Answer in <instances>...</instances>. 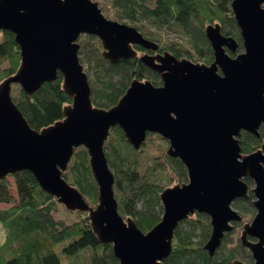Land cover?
<instances>
[{"label": "water", "instance_id": "1", "mask_svg": "<svg viewBox=\"0 0 264 264\" xmlns=\"http://www.w3.org/2000/svg\"><path fill=\"white\" fill-rule=\"evenodd\" d=\"M230 8L243 51L229 56L226 50L235 52L238 44L221 33L219 24H209L204 34L213 62L204 65L166 51L137 56L133 46L157 52L159 45L135 27L107 19L92 0H0V32L13 34L20 56L16 72L0 83V180L30 172L66 211L86 214L118 264H164L176 227L195 213L209 218L211 233L203 249L214 255L230 223L241 220L231 205L247 199L243 178L248 177L255 214L239 240L252 264H264V145L242 155L238 140L241 131L257 136L264 124V0H232ZM81 35L95 36L110 64L138 58L160 76L161 85L133 80L114 106L94 107L78 57ZM58 73L71 103L63 108L62 120L32 129L11 98L12 85L30 96ZM115 126L136 151L148 134L161 136L168 144L166 154L186 170V183L160 193L162 215L146 233L118 211L103 149ZM80 147L97 186L94 206L63 178Z\"/></svg>", "mask_w": 264, "mask_h": 264}, {"label": "trees", "instance_id": "2", "mask_svg": "<svg viewBox=\"0 0 264 264\" xmlns=\"http://www.w3.org/2000/svg\"><path fill=\"white\" fill-rule=\"evenodd\" d=\"M113 7L115 18L130 20L134 27L147 39L159 42V49L169 50L176 58L186 56L195 62L208 63L213 51L204 29L217 23L221 33L233 38L237 49L241 48L239 30L231 13L232 0H92ZM108 19V18H107ZM144 22L159 29L179 35V48L163 44L160 37H147ZM78 57L84 63L91 89L92 105L109 109L123 96L133 80H149L154 86L161 85L160 77L144 66L138 58L121 59L110 64L103 59L102 47L95 36L81 35ZM141 50V49H139ZM8 62V67H3ZM18 45L13 34L0 32V82L14 74L19 66ZM83 66V65H82ZM17 85H12L11 98L32 129L37 131L63 119V108L71 98L62 90V76L44 83L32 95L21 89L14 95ZM154 135H156L154 138ZM164 139L157 134H148L139 150H134L126 141L122 130L111 128L104 144L108 165L114 176V195L119 214L131 218L143 232H148L160 220L162 207L160 193L174 182H186L184 166L177 158L166 154ZM240 144L244 153L252 151L258 140L242 133ZM149 153L142 157V147ZM13 185L16 195L11 194ZM65 181L76 188L90 206L97 202V186L91 174L85 149H76L68 169L63 173ZM251 184L250 179H245ZM252 198L237 200L233 207L243 213L244 218L253 216ZM0 204L9 205L0 210L3 239L0 243V264H62L61 257L68 259L86 255L88 261L78 264H118L111 245L100 243L93 233L85 213L72 212L70 223L54 216L56 200L40 188L33 175L21 171L0 180ZM209 219L195 213L180 222L174 231L173 246L164 264H230L233 260L252 263L250 254L234 242L233 232L224 235L220 246L210 257L203 249L210 236Z\"/></svg>", "mask_w": 264, "mask_h": 264}, {"label": "rangeland", "instance_id": "3", "mask_svg": "<svg viewBox=\"0 0 264 264\" xmlns=\"http://www.w3.org/2000/svg\"><path fill=\"white\" fill-rule=\"evenodd\" d=\"M98 7L100 8L101 13L106 18H108L110 20L118 21L120 23H124L126 25H129V26H133L134 27V25L132 24V22L130 20L126 19V18H124L122 20H119V19L115 18V16H114L115 10L113 9V7L106 6L103 2H98ZM142 25H144V31H145L147 37H150V36H158V37H160V39H161V41H162L163 44H166L167 46H172V47H174L176 49H181V48H179V44H181L182 40L179 37V35H177L176 33L172 32V31H169V30H166V29H159L155 25H153L151 23H147V22H144V24H142ZM149 40H151V39H149ZM156 43H158L159 46L162 45L159 42H156ZM164 51L171 53L169 50H164ZM137 56H140V54H137ZM181 58L190 60L191 62H195L194 60L186 57L185 55L182 56ZM200 62H204V61H199V63ZM8 65H9L8 62H4L3 67H6L7 68ZM82 65H83V67H86V65L84 63H82ZM19 89H20V86L17 85L15 87L14 91L12 92V95H14L15 93H17L19 91ZM11 91H12V89H11ZM155 136L156 135H154V138H157ZM162 144L167 149L168 144H167V142L165 140L162 141ZM80 148H83V147H80ZM80 148H77V149H80ZM142 149H143V153L141 154V156L144 157V156H146V154L149 153V150H148V148H147L146 145H144L142 147ZM70 161H71V159H70ZM69 164H70V162H69ZM69 164H68V166H69ZM68 166H67V169H68ZM8 179L12 183V187H11V191L10 192H11V194H13L15 196L16 195V192H15V188H14V185H13V178L12 177H9ZM175 184H178V183L177 182H174L172 184V186L175 185ZM9 207H10L9 205L0 204V210L8 209ZM54 216L56 218L63 219V220H65L68 223H70V222H72L74 220V216L72 215V212L66 211L59 204H58V206H55V208H54ZM251 217L252 216L245 217L244 218V222L245 221H248L249 222V220L251 219ZM240 229L241 228H238V230L235 231L232 234V237H233L234 242L238 241L239 234H240ZM3 237H4V235H3V229H2V226L0 224V243L2 242ZM84 261H88V257L86 255H81L78 258L77 257H73V258H68V259L63 258V256L61 257V263L62 264H78V263H81V262H84Z\"/></svg>", "mask_w": 264, "mask_h": 264}, {"label": "flooded vegetation", "instance_id": "4", "mask_svg": "<svg viewBox=\"0 0 264 264\" xmlns=\"http://www.w3.org/2000/svg\"><path fill=\"white\" fill-rule=\"evenodd\" d=\"M206 27V26H205ZM154 42V41H153ZM237 43V42H236ZM158 44V43H157ZM238 44V43H237ZM159 45V44H158ZM135 49H136V51H137V54H140V56L141 55H144V54H149V55H153V54H157V53H162L163 52V50H161L160 51V49H158V51L157 52H152V51H150V50H145V49H143V48H141L140 46H133ZM160 47V46H159ZM211 47V46H210ZM237 48H239L238 47V45H237ZM236 48V50H235V52H230L229 50H226V52L228 53V55L229 56H231V57H235L236 55H238V54H240V53H242V51H243V49H242V42H241V48L240 49H237ZM139 49H141V50H139ZM238 51V52H237ZM177 59H182V58H177ZM213 62V58H212V60L210 61V62H208V63H205V62H200L201 64H204V65H210L211 63ZM194 63H199V62H194ZM157 74V73H156ZM218 74H221L220 73V70H218ZM158 75V74H157ZM159 76V75H158ZM160 77V76H159ZM161 79V78H160ZM257 136H255V135H253V134H251V133H249V132H247V131H241L240 132V136H239V138H238V140H239V146H240V149H241V153H242V155H247V154H250V153H254V152H256V151H259V150H261V147L264 145V124L261 122L260 123V125H259V127L257 128ZM242 133H247V134H249V135H251V136H254L257 140H258V144L256 145V147H254L253 149H252V151H250V152H246V153H244L243 151H242V148H241V144H240V138H241V135H242ZM165 140V139H164ZM166 141V140H165ZM167 142V141H166ZM179 160V159H178ZM180 161V160H179ZM182 164V163H181ZM186 171V170H185ZM186 176H187V174H186ZM245 179H250V178H248V177H245V178H243V182L248 186V192H247V195H248V197H247V199H249V198H252V200H251V205L253 206V200H254V197H253V194L251 193V188L253 187V182H252V180H251V184H247L246 182H245ZM187 181V180H186ZM184 183H186V182H184ZM183 184V183H182ZM247 199H242V198H240V199H236L235 201H239V200H247ZM234 201V202H235ZM234 202L232 203V205H231V207L238 213V215L240 216V218H241V220H239V221H234V222H231L230 224H231V226H232V229L229 231V232H226L224 235H226V234H229V233H231V232H235V231H237L238 230V228H241L240 229V234H239V238H240V235H241V231H242V228H243V225L245 224V223H247L248 221H245L244 222V215H243V213L242 212H240L239 210H237V209H235L234 207H233V204H234ZM254 208V207H253ZM255 214V213H254ZM191 216V215H190ZM254 216V215H253ZM252 216V217H253ZM252 217H251V219H252ZM208 218V217H207ZM209 219V218H208ZM250 219V220H251ZM249 220V221H250ZM209 223H210V221H209ZM210 228H211V225H210ZM210 233H211V231H210ZM224 235H223V237H224ZM239 238H238V241L240 242V240H239ZM223 239V238H222ZM221 239V240H222ZM249 240H251L250 238H248ZM221 244V243H220ZM241 244V243H240ZM244 248V247H243ZM245 249V248H244ZM246 250V249H245ZM247 251V250H246ZM248 252V251H247ZM249 253V252H248ZM251 257V256H250ZM234 261V260H233ZM240 261V260H239ZM246 263V262H245ZM248 264V263H247ZM252 264V263H251Z\"/></svg>", "mask_w": 264, "mask_h": 264}, {"label": "bare ground", "instance_id": "5", "mask_svg": "<svg viewBox=\"0 0 264 264\" xmlns=\"http://www.w3.org/2000/svg\"><path fill=\"white\" fill-rule=\"evenodd\" d=\"M165 29V28H164Z\"/></svg>", "mask_w": 264, "mask_h": 264}]
</instances>
